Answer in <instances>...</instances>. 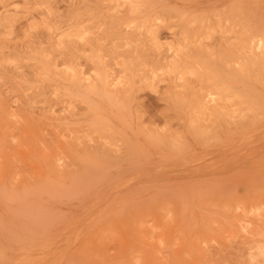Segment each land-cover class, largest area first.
<instances>
[{
    "label": "rangeland",
    "instance_id": "1",
    "mask_svg": "<svg viewBox=\"0 0 264 264\" xmlns=\"http://www.w3.org/2000/svg\"><path fill=\"white\" fill-rule=\"evenodd\" d=\"M0 264H264V0H0Z\"/></svg>",
    "mask_w": 264,
    "mask_h": 264
},
{
    "label": "bare ground",
    "instance_id": "2",
    "mask_svg": "<svg viewBox=\"0 0 264 264\" xmlns=\"http://www.w3.org/2000/svg\"><path fill=\"white\" fill-rule=\"evenodd\" d=\"M254 40V39H253ZM259 44V43H258ZM258 48V47H257ZM259 48H260V46H259ZM258 50V49H257Z\"/></svg>",
    "mask_w": 264,
    "mask_h": 264
}]
</instances>
